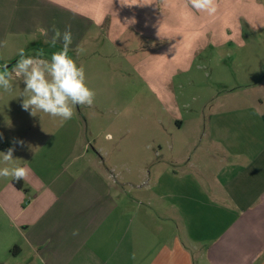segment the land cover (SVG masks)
<instances>
[{
	"label": "crops",
	"instance_id": "obj_1",
	"mask_svg": "<svg viewBox=\"0 0 264 264\" xmlns=\"http://www.w3.org/2000/svg\"><path fill=\"white\" fill-rule=\"evenodd\" d=\"M181 1L190 6L189 0ZM243 1L264 12L258 0L235 3ZM174 4L0 0V49L8 37L50 41L54 28L61 33L70 28L74 52L88 39L118 44L133 34L160 41L161 20ZM255 35L243 37L241 31L240 41L232 43L228 33L213 50L205 43L193 47L184 66L169 65L170 79L152 82L172 121L166 132L172 136L190 122L197 134L208 137L211 146L202 151L186 140L183 148L168 145L169 158L150 167L107 165L101 154L99 160L89 153L83 131H56L69 141L37 153L30 149L21 165L30 169L22 180L26 191L15 187L12 177L0 189L1 212L10 228L9 240L3 241L8 240L10 253L15 258L27 254L26 264H264V93L246 95L258 83L264 87L262 66L247 65ZM233 53L239 64L238 70L232 66L235 81L226 78L223 68ZM162 54L159 48L148 55L153 72L161 71ZM207 67L211 72L203 74L215 89L203 97L193 73ZM178 72L188 76L185 89L190 101L199 103V112L184 115L178 102L183 92L167 90ZM179 150L202 153L199 163L178 161Z\"/></svg>",
	"mask_w": 264,
	"mask_h": 264
},
{
	"label": "rangeland",
	"instance_id": "obj_2",
	"mask_svg": "<svg viewBox=\"0 0 264 264\" xmlns=\"http://www.w3.org/2000/svg\"><path fill=\"white\" fill-rule=\"evenodd\" d=\"M174 2L169 13L166 12L161 20L163 37L160 41L153 42L147 36L143 38L131 34L118 44L110 43L106 39L97 41L88 39L82 44L85 51L79 56L76 51L70 50L69 55L76 60L78 66L84 67L86 83L96 94L93 105L77 106L71 120L61 122L59 118L50 117L45 113L38 112L33 116L29 111H25L22 108L21 97L24 85L19 78L13 79L11 91L5 92L0 89V152L15 147L13 153L15 160L7 166L26 164L28 155H31L30 149L35 152L45 151L48 146L69 141L59 133H55L56 131H83V141L88 142L89 153L99 160L101 154L107 165L126 163L134 167L140 163L150 167L169 158L168 145L183 148V142L186 140H189L197 148L196 150L199 148L202 151V147L211 146L208 137H203L202 131L197 134L190 122V126L187 122L180 132H174L172 136L166 132L169 131V126H173L172 121L168 112L160 105L152 82L162 83L170 79L172 68L169 65L176 63L178 66H184L186 52L189 49L205 43L206 48L213 50L214 42L224 39L228 33L233 34L230 42H239L241 31L243 37L244 34L256 33L255 39L250 43V56L249 53L247 54L251 63L247 65L262 66L264 75V12L260 9L256 10L253 5L245 1L238 5L235 0H216L217 12L213 16L205 12H199L196 16L198 12L190 6L183 5L184 2L182 3L181 0ZM257 2L264 8V0ZM162 11L164 13L165 9L163 8ZM218 14L219 17L213 19ZM198 29L200 31H197ZM188 34H193L195 39L189 38ZM2 39L3 37L0 39V45ZM61 47L62 45L57 44L53 48L37 37H8L5 45L0 49V66L7 64L11 67L15 64L19 58L18 52L22 48L27 54H34L43 48L44 58L50 59L51 53ZM228 47L236 48L237 45ZM159 48L163 51L160 61L161 71L153 72L147 59L150 53ZM165 50L170 51L164 53ZM234 59L235 53L228 55L223 62L225 64L223 68L226 71L224 73L226 78L235 81L232 76V66L238 70L239 64L238 60L234 61ZM141 60H144L142 65ZM139 63L140 67L137 71L135 64ZM210 72L211 69L207 67L205 71L193 73L199 83L198 93L203 97L211 94L212 89H215V85H211L212 89L208 86V78L203 74ZM176 74L173 78L174 82L167 90L176 92V95L183 92L184 95L178 102L184 115L186 113L191 115L192 111L199 112V103L190 101L185 89L188 76L181 72ZM261 84L252 86V91L246 95L251 96L252 93L255 98L262 96L264 87ZM156 87L158 88L157 85ZM202 109L204 111V106ZM109 135L111 139H108ZM17 141H22L23 145L15 143ZM99 149L101 153L98 152ZM45 153L47 154V151ZM184 153L179 150L178 161L185 159L184 161L188 163H199L202 153L200 156L194 151L186 152V155ZM4 166L0 161V167ZM214 166H217L216 161ZM10 178L0 177V189L9 184ZM3 206L5 204L0 199V264H26L29 259L27 254L15 258L7 249L10 228L1 212ZM6 237L8 240L3 241Z\"/></svg>",
	"mask_w": 264,
	"mask_h": 264
},
{
	"label": "clouds",
	"instance_id": "obj_3",
	"mask_svg": "<svg viewBox=\"0 0 264 264\" xmlns=\"http://www.w3.org/2000/svg\"><path fill=\"white\" fill-rule=\"evenodd\" d=\"M132 5V4H128ZM191 9L205 12L213 16L217 12L216 0H189ZM134 22V21H133ZM41 34L46 31L41 29ZM62 39V47L51 53L50 59H45L44 49L41 48L34 54H27L22 48L18 52V59L11 67L4 64L0 66V89L9 92L13 88L15 78L22 80L24 91L21 94L22 108L31 115L41 112L61 122L69 121L75 115L77 106H92L95 100V91L86 83L85 69L77 64L69 55L72 44V32L66 28L63 33L54 28V36L44 43L55 48L57 41ZM85 51L83 47L76 49L77 56ZM111 139V136H108ZM21 146L22 141H17ZM15 147L0 152V161L5 165L0 167V177H12L13 180H25L30 169L22 166H12L15 159ZM73 235H78V229L73 230Z\"/></svg>",
	"mask_w": 264,
	"mask_h": 264
},
{
	"label": "trees",
	"instance_id": "obj_4",
	"mask_svg": "<svg viewBox=\"0 0 264 264\" xmlns=\"http://www.w3.org/2000/svg\"><path fill=\"white\" fill-rule=\"evenodd\" d=\"M13 184H14V186L17 187L19 190L26 191V188H25L24 182H23L22 180H20V181L13 180Z\"/></svg>",
	"mask_w": 264,
	"mask_h": 264
}]
</instances>
